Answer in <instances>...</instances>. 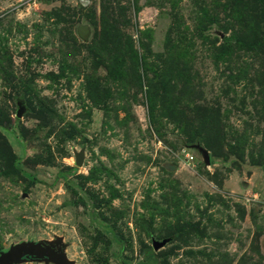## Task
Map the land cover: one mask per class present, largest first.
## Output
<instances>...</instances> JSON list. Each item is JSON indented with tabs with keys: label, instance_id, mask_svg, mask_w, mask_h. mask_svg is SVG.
Segmentation results:
<instances>
[{
	"label": "rangeland",
	"instance_id": "374dc122",
	"mask_svg": "<svg viewBox=\"0 0 264 264\" xmlns=\"http://www.w3.org/2000/svg\"><path fill=\"white\" fill-rule=\"evenodd\" d=\"M58 237L264 264V0H0V251Z\"/></svg>",
	"mask_w": 264,
	"mask_h": 264
},
{
	"label": "water",
	"instance_id": "95a60500",
	"mask_svg": "<svg viewBox=\"0 0 264 264\" xmlns=\"http://www.w3.org/2000/svg\"><path fill=\"white\" fill-rule=\"evenodd\" d=\"M23 106H19L16 116L20 117ZM205 164H210V157L206 149L197 146ZM83 162V151L75 153V163L81 165ZM167 243V240H153V249H158ZM66 244L58 237L54 242L46 240H27L10 245L0 251V264H20L24 261H43L45 264H74L65 253Z\"/></svg>",
	"mask_w": 264,
	"mask_h": 264
}]
</instances>
